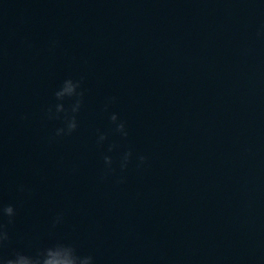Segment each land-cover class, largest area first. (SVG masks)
<instances>
[{
    "label": "water",
    "instance_id": "1",
    "mask_svg": "<svg viewBox=\"0 0 264 264\" xmlns=\"http://www.w3.org/2000/svg\"><path fill=\"white\" fill-rule=\"evenodd\" d=\"M262 30L264 0H0L5 252L62 240L97 264H264ZM69 76L79 127L50 141L62 121L43 113ZM128 148L147 163L102 181L103 155Z\"/></svg>",
    "mask_w": 264,
    "mask_h": 264
},
{
    "label": "clouds",
    "instance_id": "2",
    "mask_svg": "<svg viewBox=\"0 0 264 264\" xmlns=\"http://www.w3.org/2000/svg\"><path fill=\"white\" fill-rule=\"evenodd\" d=\"M257 36H264V30L257 32ZM58 46V41H50L49 50L54 51ZM85 92L83 89V77L76 79L71 76L66 77L54 91V103L50 104L43 113L47 120H61L62 126L55 129L50 141L57 138L71 136L79 127L78 115L84 104ZM115 98H109L104 106V111L108 112L109 107L114 103ZM22 119H27L26 116ZM110 123V133L118 135L122 140H127L129 132L126 122L119 115L112 112L108 116ZM98 146L103 147L107 143V152L112 153L119 148L115 142L109 141V133L97 130ZM135 161L137 169L142 168L148 161L146 155L134 154L131 148L122 151L117 161L113 160L111 155H103L104 170L101 174V180H107L116 176V167L118 165L120 175L116 176L115 182L123 184L126 177L123 175L129 168V165ZM21 193L30 192L25 185L21 184L17 189ZM17 209L14 204L4 203L0 200V264H97V259L93 254H85L79 251L76 244L56 240L53 243L39 247L35 251L25 252L22 250H13L6 253L5 250L11 244L10 226L14 224ZM63 214H57L52 220V228H56L63 223Z\"/></svg>",
    "mask_w": 264,
    "mask_h": 264
}]
</instances>
